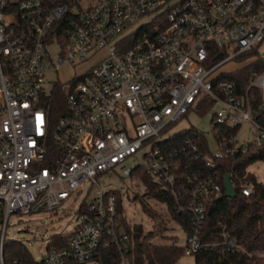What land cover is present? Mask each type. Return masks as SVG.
I'll list each match as a JSON object with an SVG mask.
<instances>
[{
  "label": "built area",
  "instance_id": "built-area-1",
  "mask_svg": "<svg viewBox=\"0 0 264 264\" xmlns=\"http://www.w3.org/2000/svg\"><path fill=\"white\" fill-rule=\"evenodd\" d=\"M263 41L264 0H0V264L13 214L57 210L85 183L93 194L79 207V224L42 258L102 264L105 247H114L118 264H135L119 211L117 191L124 198L125 190L99 180L118 170L122 179L144 170L173 195V210L191 224L188 232L181 226L184 255L245 251L222 223L217 241L201 239L205 201L221 186L216 174L186 173L200 168L186 159L199 147L188 139L176 146L170 130L207 98L218 105L214 125L251 123L253 141L263 144L250 92L264 96V70L241 92L220 79L238 69H224L228 63L264 68ZM60 69L75 72L63 81ZM60 86L67 111L54 121L48 99ZM218 147L205 167L233 151ZM139 154L135 166L122 165Z\"/></svg>",
  "mask_w": 264,
  "mask_h": 264
},
{
  "label": "trees",
  "instance_id": "trees-1",
  "mask_svg": "<svg viewBox=\"0 0 264 264\" xmlns=\"http://www.w3.org/2000/svg\"><path fill=\"white\" fill-rule=\"evenodd\" d=\"M257 49L243 54L237 58L238 62H243L247 58L254 56ZM260 61L245 64L234 72L223 74L220 79H229L237 84L238 92L242 91L249 82L252 74L263 71ZM67 89L60 86L55 95L48 99V110L52 120H56L67 111L66 95ZM252 103V116L256 123L264 130V96L261 90L253 89L250 92ZM215 107V102L205 98L203 104L198 107L199 112H209ZM214 119V116H213ZM239 127L228 125H214L213 132L217 143L223 149L230 148L232 152H225L222 159L215 160L214 168H207L204 165L205 158L211 154L209 141L203 131L195 127L177 131L174 135L176 146L183 144L188 139L190 143L197 144L198 153H192L186 157L187 161L193 165H199L198 170H187L189 175L198 177L216 174L221 186L219 195L209 196L205 201L206 218L203 226L201 239L204 241H217L220 237V223L227 226L230 233L235 236L245 251L237 253H220L217 251H199L194 255L195 264H264V183L258 176L249 169V166L257 161L264 163V143L259 145L255 141H249L246 148L243 145L237 146L235 137ZM196 154L199 157L196 158ZM230 173L232 182L237 190L234 198L225 196L223 185L224 176ZM131 179L139 182L145 187L144 193L139 201L143 208L155 220L157 230L146 232L142 225L131 226L125 214V205L122 193L117 191L119 199V211L122 215L126 230L130 235L132 248V258L135 264H176L184 256L183 247L177 244L178 236H171L174 241L170 244L160 245L153 241L158 233L166 230L162 223L161 214L150 206L144 198L156 199L161 204L168 217L180 224L185 231H190L191 224L187 217L177 215L173 210L175 198L173 195L157 183V181L144 170L133 171ZM253 184L254 189L250 195H245L242 191L245 185ZM159 188V192H157ZM1 223V216H0ZM54 243L67 244V236L63 233L53 234L48 246ZM4 264H48L44 258L37 260L31 253L29 247L18 239H7L3 249ZM102 264H118V253L114 247H105L101 254ZM64 264H75L73 259L67 260Z\"/></svg>",
  "mask_w": 264,
  "mask_h": 264
},
{
  "label": "rangeland",
  "instance_id": "rangeland-1",
  "mask_svg": "<svg viewBox=\"0 0 264 264\" xmlns=\"http://www.w3.org/2000/svg\"><path fill=\"white\" fill-rule=\"evenodd\" d=\"M259 51L264 54V41L259 46ZM57 49L54 53H57ZM242 65L239 63L227 64L224 69H237ZM75 71L71 69H60L58 77L63 81H68ZM50 78H55V74H50ZM218 109V105L215 106L211 111L206 113L201 112H189L186 117L174 124L170 130V133H175L180 130L195 127L200 131H203L209 141L211 151H217L218 143L216 141L213 132V116L215 111ZM257 128L251 123L242 124L238 131L237 140L240 145L247 144L249 141H253L257 138ZM140 154L138 158H130L126 160L122 165L129 167L135 166L141 161ZM249 169L254 172L258 178L264 183V163L257 161L249 166ZM120 170L117 173L104 174L99 177V180L103 184L112 183L113 185L125 190L123 198L125 205V214L128 217L129 224L131 226L142 225L146 232L157 230L155 226V220L145 211L143 205L139 201L140 196L142 197L144 187L139 185V182L135 179L120 177ZM90 184H83L80 189L81 192L75 191L72 195L66 199L57 210L50 211L43 209L41 211H33L29 214L15 213L10 217L9 226L7 228V239H18L24 242L30 249L33 256L40 260L47 253V244L53 234L57 233H70L74 231L76 226L79 224V207L84 199H88L93 194V190L88 192ZM138 194L140 196H138ZM135 196L139 198L133 199ZM144 200L156 209L162 217V223L166 230L163 233H158L153 239L158 244H170L174 241L171 236H178L177 244L184 245L186 240V234L182 229L181 225L170 219L165 212L164 207L157 203L153 198H144ZM0 225V234H1ZM176 264H195L194 256L184 255Z\"/></svg>",
  "mask_w": 264,
  "mask_h": 264
},
{
  "label": "water",
  "instance_id": "water-1",
  "mask_svg": "<svg viewBox=\"0 0 264 264\" xmlns=\"http://www.w3.org/2000/svg\"><path fill=\"white\" fill-rule=\"evenodd\" d=\"M223 185H224L226 197L234 198L237 196V190L232 182L230 173H227L224 176ZM41 210L42 209H39L38 211H41Z\"/></svg>",
  "mask_w": 264,
  "mask_h": 264
}]
</instances>
